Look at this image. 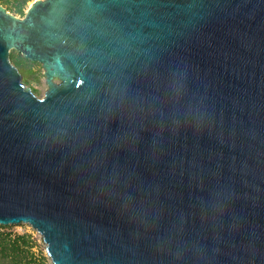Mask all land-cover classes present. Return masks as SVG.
Segmentation results:
<instances>
[{"label":"water","instance_id":"1","mask_svg":"<svg viewBox=\"0 0 264 264\" xmlns=\"http://www.w3.org/2000/svg\"><path fill=\"white\" fill-rule=\"evenodd\" d=\"M19 223L52 264H264V0L0 4V225Z\"/></svg>","mask_w":264,"mask_h":264},{"label":"rangeland","instance_id":"2","mask_svg":"<svg viewBox=\"0 0 264 264\" xmlns=\"http://www.w3.org/2000/svg\"><path fill=\"white\" fill-rule=\"evenodd\" d=\"M2 1V0H0ZM10 2H13V0H9ZM33 0H29L24 6H23V13H19V12H15V10L11 9L8 11H10L12 14H14L17 17H23L27 8L29 7L30 3ZM4 6V5H3ZM6 7V6H5ZM7 8V7H6ZM9 58L10 61L16 62V61H20L23 64H28V73L26 75V77L28 78L27 81L25 80V74L26 73H22V69H18L19 72L21 73V80L23 82V84L26 87H29L31 89V91L38 97H43L44 96V92L47 88L46 83H45V76L43 74V67L41 65V63L36 62V61H30L28 59H26L20 52H18L17 50L11 49L9 52ZM57 81V79H55ZM1 231L4 232H8L11 233L12 236L15 234H29L32 236L33 241H32V252L34 253V257L37 259L40 256H43L45 261L48 264H52L46 249H45V244L42 240L41 235L35 230L33 229L29 224L27 223H19V224H13V225H5L4 228H1Z\"/></svg>","mask_w":264,"mask_h":264},{"label":"trees","instance_id":"3","mask_svg":"<svg viewBox=\"0 0 264 264\" xmlns=\"http://www.w3.org/2000/svg\"><path fill=\"white\" fill-rule=\"evenodd\" d=\"M29 0H2L0 4L7 7V9L15 10V12L23 13V6ZM12 11V10H11ZM18 68L22 69V73H26L25 80L27 81V73L29 71L28 64H23L20 61L13 62ZM30 72V71H29ZM5 225H0V264H48L43 256L34 257L32 252L33 238L29 234H15L1 231Z\"/></svg>","mask_w":264,"mask_h":264},{"label":"flooded vegetation","instance_id":"4","mask_svg":"<svg viewBox=\"0 0 264 264\" xmlns=\"http://www.w3.org/2000/svg\"><path fill=\"white\" fill-rule=\"evenodd\" d=\"M44 70V69H43Z\"/></svg>","mask_w":264,"mask_h":264}]
</instances>
